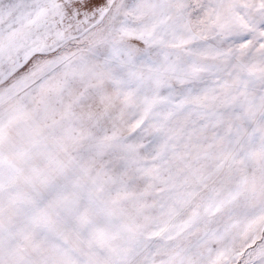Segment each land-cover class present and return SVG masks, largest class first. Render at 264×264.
<instances>
[{"label": "snow or ice", "instance_id": "obj_1", "mask_svg": "<svg viewBox=\"0 0 264 264\" xmlns=\"http://www.w3.org/2000/svg\"><path fill=\"white\" fill-rule=\"evenodd\" d=\"M0 264H264V0H0Z\"/></svg>", "mask_w": 264, "mask_h": 264}]
</instances>
